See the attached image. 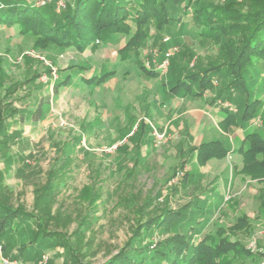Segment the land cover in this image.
<instances>
[{
	"label": "rangeland",
	"instance_id": "rangeland-1",
	"mask_svg": "<svg viewBox=\"0 0 264 264\" xmlns=\"http://www.w3.org/2000/svg\"><path fill=\"white\" fill-rule=\"evenodd\" d=\"M76 1L65 0L66 7ZM229 4L242 12L256 8L254 0H195L170 34L151 26L125 59L120 50L128 35L94 40L79 52L38 46L34 36L0 23V202L22 207L32 215L29 227L41 223L54 237L39 258L11 263L105 264L139 224L189 207L186 213L199 227L177 226L173 235L194 244L238 242L253 256L233 264H264V184L240 173L247 136L264 139L263 70L257 63L249 67L243 89L226 76L214 79L202 97L171 92L186 73L223 63L222 44L202 30L194 9ZM106 73L110 78L100 86L83 81ZM247 96L261 108L243 124ZM40 105L44 112L35 121L31 114ZM226 112L239 123L224 130ZM156 131L166 133L163 141ZM210 142L222 144L227 155L203 164L196 149ZM242 217L248 230L236 226ZM166 237L153 229L133 246ZM28 239L23 228L7 246L16 251ZM144 264L170 263L146 258Z\"/></svg>",
	"mask_w": 264,
	"mask_h": 264
},
{
	"label": "trees",
	"instance_id": "trees-1",
	"mask_svg": "<svg viewBox=\"0 0 264 264\" xmlns=\"http://www.w3.org/2000/svg\"><path fill=\"white\" fill-rule=\"evenodd\" d=\"M254 1L256 8L246 12L231 8V4L215 8L195 7L194 20L202 30L213 32L215 40L222 44L224 61L221 65L200 70L197 69L198 66V71L186 73L175 81L171 88L173 94L202 97L213 88L214 79L226 76L231 78L236 89H243L249 80L245 76L247 70L254 63L263 70L264 76V0ZM36 2L0 0V23L17 26L21 34L34 36L38 46L55 44L64 49L74 47L79 52H83L94 40H104L111 35H128L131 36L129 43L120 50L121 57L125 59L134 47L139 46L142 38L147 36L146 29L151 26L158 33L170 34L173 25L180 24L187 16V10L195 0H77L73 6H67L61 12L54 10L53 3L38 7ZM146 74L153 78L158 76L156 70H146ZM110 75L111 73H106L101 77H91L83 81L91 87L100 86L107 82ZM260 87H264V77ZM246 101L240 118L243 124L256 118L261 108L254 97L247 96ZM43 112V106L40 105L31 117L38 121ZM226 114L227 119L220 123L224 130L239 123L237 115L228 112ZM2 121L3 109L0 107V124ZM246 141L249 143L248 149L244 152L240 149L243 156V169L240 173L264 184V159L259 160V157L264 158V139L258 135H248ZM227 151L219 142L202 144L196 149L198 161L203 164L213 159H224ZM52 185L46 187L45 191L51 189ZM188 208L168 210L161 218L139 224L127 245L105 264H144L146 258L170 264H233L236 258L253 256V253L238 242L227 239L211 245L205 242L194 244L181 234L173 235V229L177 226L195 231L199 225L198 221L186 213ZM31 218L32 215L22 207L13 208L0 202L2 258L10 262L37 259L54 239L41 223L35 222L37 229L29 227ZM236 226L248 230V219L242 217ZM23 228L29 230L28 242L13 251L7 244ZM153 229L168 237L162 243L147 244L134 249L133 245L143 242ZM132 251L133 256L130 255Z\"/></svg>",
	"mask_w": 264,
	"mask_h": 264
},
{
	"label": "built area",
	"instance_id": "built-area-1",
	"mask_svg": "<svg viewBox=\"0 0 264 264\" xmlns=\"http://www.w3.org/2000/svg\"><path fill=\"white\" fill-rule=\"evenodd\" d=\"M56 1V5H57V12H61L62 10H64L66 8V2L65 0H38L36 2V5L38 7L40 6H45L47 3H52ZM30 56L34 57V58H39L35 53H31ZM52 76L54 77V79H56V71H53ZM155 136L158 139L159 142L163 141L166 137V133L165 132H155ZM1 250V248H0ZM2 263L3 264H13L11 262H9L6 259H2Z\"/></svg>",
	"mask_w": 264,
	"mask_h": 264
}]
</instances>
